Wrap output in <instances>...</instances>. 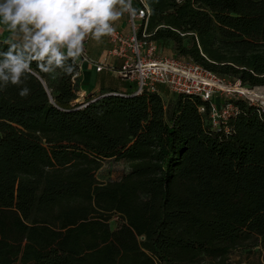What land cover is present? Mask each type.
<instances>
[{
	"label": "trees",
	"instance_id": "16d2710c",
	"mask_svg": "<svg viewBox=\"0 0 264 264\" xmlns=\"http://www.w3.org/2000/svg\"><path fill=\"white\" fill-rule=\"evenodd\" d=\"M147 3L151 40L177 45L169 58L264 87V0ZM32 68L27 97L0 91V264H229L264 242L260 106L239 98L229 131L214 129L200 98L123 80L79 101L77 61L71 74ZM108 159L130 172L101 183Z\"/></svg>",
	"mask_w": 264,
	"mask_h": 264
},
{
	"label": "clouds",
	"instance_id": "9594fccd",
	"mask_svg": "<svg viewBox=\"0 0 264 264\" xmlns=\"http://www.w3.org/2000/svg\"><path fill=\"white\" fill-rule=\"evenodd\" d=\"M125 11L136 15L132 0H0V20L23 33L22 47L9 44L0 50V91L12 85L20 89V97H27L30 89L23 85L34 63L45 73L63 69L71 74L86 38L100 42L113 34L114 22Z\"/></svg>",
	"mask_w": 264,
	"mask_h": 264
},
{
	"label": "built area",
	"instance_id": "2783aa9c",
	"mask_svg": "<svg viewBox=\"0 0 264 264\" xmlns=\"http://www.w3.org/2000/svg\"><path fill=\"white\" fill-rule=\"evenodd\" d=\"M135 3L138 5L136 15L131 16L127 12L131 32L125 35L114 29L113 34L107 35L113 45L107 56L124 61L122 69L118 71L122 80L136 83L138 93L145 89L156 92L158 86H163L172 95L200 98L209 103L208 120L214 129L226 127L231 117L238 113L233 101L239 97L257 104L264 111V95L258 98L220 88L214 84L226 83L199 65L155 56L158 46L151 40L153 33L148 30L150 8L145 7L144 0H132L133 7ZM101 70L103 67L98 68V71ZM250 90L260 92L259 88ZM200 112L205 114L206 108L201 107ZM225 129L229 131L227 127Z\"/></svg>",
	"mask_w": 264,
	"mask_h": 264
},
{
	"label": "crops",
	"instance_id": "0c3cea01",
	"mask_svg": "<svg viewBox=\"0 0 264 264\" xmlns=\"http://www.w3.org/2000/svg\"><path fill=\"white\" fill-rule=\"evenodd\" d=\"M113 27L125 35L131 32L127 11L118 21L114 22ZM0 38L20 47L23 45V33L19 29L11 31L9 25L3 23L2 20H0ZM112 47L108 36H104L100 42H97L89 35L84 41L83 53L76 60L80 65L77 87L81 91L79 93L81 98H97L112 90L122 91L123 80L119 77L118 71L122 69L124 61L107 56ZM63 51L66 53L67 50L63 49ZM99 67H103V70L98 71Z\"/></svg>",
	"mask_w": 264,
	"mask_h": 264
},
{
	"label": "rangeland",
	"instance_id": "374dc122",
	"mask_svg": "<svg viewBox=\"0 0 264 264\" xmlns=\"http://www.w3.org/2000/svg\"><path fill=\"white\" fill-rule=\"evenodd\" d=\"M184 45L186 47H191L192 41L191 39H185ZM164 56V57H171L172 55H177V45L172 41H167L162 45L158 46V50L155 53V56ZM227 83H238L239 80H235L238 78L233 77H223ZM50 83L54 85V78L50 80ZM231 86L229 84H226ZM234 86V85H232ZM237 86H240L239 83ZM246 87H250L246 85ZM260 92L257 94L264 95V87L259 88ZM255 91V90H253ZM81 91H78L79 101H84L87 98H81L79 94ZM171 95V94H170ZM86 96V95H85ZM239 97V96H238ZM241 98V97H239ZM80 103V102H78ZM130 172V163L127 160H116V159H108L103 161L102 167L97 172L96 177L101 183H109L121 180L126 174ZM109 225L111 230L119 229L122 224L123 220L118 215H108ZM229 264H264V242H261L260 246L253 249V250H244L238 249L234 251L229 259Z\"/></svg>",
	"mask_w": 264,
	"mask_h": 264
},
{
	"label": "bare ground",
	"instance_id": "6f19581e",
	"mask_svg": "<svg viewBox=\"0 0 264 264\" xmlns=\"http://www.w3.org/2000/svg\"><path fill=\"white\" fill-rule=\"evenodd\" d=\"M214 85H216L220 88H223V89L238 91V92H241V93H244L246 95L253 96V97H258V98L263 97L262 94H260V95L257 94L258 93L257 91H253V90L241 87V86H228V85H221V84H217V83Z\"/></svg>",
	"mask_w": 264,
	"mask_h": 264
},
{
	"label": "water",
	"instance_id": "95a60500",
	"mask_svg": "<svg viewBox=\"0 0 264 264\" xmlns=\"http://www.w3.org/2000/svg\"><path fill=\"white\" fill-rule=\"evenodd\" d=\"M44 83V82H43ZM44 85L46 86V84L44 83Z\"/></svg>",
	"mask_w": 264,
	"mask_h": 264
}]
</instances>
